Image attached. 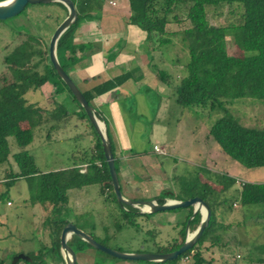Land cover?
Wrapping results in <instances>:
<instances>
[{
    "label": "trees",
    "instance_id": "obj_1",
    "mask_svg": "<svg viewBox=\"0 0 264 264\" xmlns=\"http://www.w3.org/2000/svg\"><path fill=\"white\" fill-rule=\"evenodd\" d=\"M2 1L4 0H0ZM70 1L74 5L77 19L60 35L56 44V58L67 75L69 70L80 61L77 52L84 54L85 51L91 50L89 45L76 46L72 43L76 29L83 22L99 19L107 0ZM126 1L129 12L127 21L145 33L144 41L148 45V50L162 51L164 47L173 45V38L178 37L187 53L186 62L181 64L185 75L169 91L174 103L192 114L215 115L208 129L207 138L218 145L222 154L240 166L246 169L264 168V128L243 126L229 110L230 106L241 99L249 98L255 100L253 102H264V0ZM225 7L238 15L237 20L226 25L211 24L208 11L217 12ZM21 14L31 23L34 32H23L10 27L9 30L16 37L10 50L3 57V63L11 71L12 77L3 79L0 85V166L8 163L10 154L8 137L13 138L19 149L11 155L18 171L8 169L4 180L27 181L30 190L29 202L44 208L51 206L52 212L67 205L69 190H81L96 185L104 203L107 206L113 204L118 207L123 224L138 227L136 219H148L152 214L139 213L137 209L116 201L100 140L84 110L57 76L49 61V39L67 15L65 6L59 2L27 4L17 16ZM4 21L6 20L0 22ZM228 40L241 52L240 56L228 54ZM112 55L110 53L109 56ZM150 59L153 60L152 57ZM172 63L180 65V59L175 57ZM152 67L151 74L154 79L165 86L169 85L172 75L155 65ZM134 73L135 69L124 72L87 90L77 88L92 106L94 97L108 93L129 79L135 80ZM45 85L50 86L53 101L51 110H45L36 103H29L24 98L27 92H36ZM67 94L78 108L77 111H68L61 101L55 100L58 96ZM94 114L104 123L118 178V163L107 125L99 111L94 109ZM72 116H76L78 121L87 123L92 128L94 133L92 144L87 149L77 151L70 156L71 163L66 168L38 170L34 157L26 150L33 141L35 129L44 124H49V128H54L56 125L66 126ZM213 183L231 186L235 183V179L225 174H218ZM198 188L200 189L181 188L182 195L169 192L153 198L161 204L165 199L184 201L197 197L207 205L210 211L208 225L196 243L175 259L158 263L138 261V264H178L184 260H189L190 264H212L213 260L204 256L202 248L206 242L212 248L222 244V237L218 231L230 227L218 221L219 209L243 212L250 207H259L258 212L256 210L252 213L257 212L260 216H264V182H242L239 193L227 199H220L218 191L211 184L201 183ZM120 191L122 193L121 186ZM6 194V191L0 194V201L6 199ZM139 199L132 198V200ZM6 201L9 204L8 200ZM235 204H238L239 208H233L236 207ZM180 210L185 211L183 219L175 224L176 234L164 245L156 243L157 231L154 228L146 230V233L152 237L154 246V250L148 253L166 254L176 251L185 240L186 229L190 232L196 230L201 219L200 214L197 212L192 217V207L173 211ZM44 220L43 230L47 239L40 241L36 250L24 253L31 262L19 260L15 264H48L46 259L48 254L55 258L56 263L64 264L59 237L63 226L69 221L64 218L49 217ZM119 227L120 225L117 228ZM80 230L108 248L104 241L95 239L91 233L83 229ZM67 244L75 255L85 249H94L75 235L69 238ZM111 249L121 251L116 248ZM252 252H257L258 255ZM134 253L147 252L140 248ZM261 255H264V243L252 244L245 261L248 264H264V257ZM0 264L9 263L0 258Z\"/></svg>",
    "mask_w": 264,
    "mask_h": 264
},
{
    "label": "rangeland",
    "instance_id": "obj_2",
    "mask_svg": "<svg viewBox=\"0 0 264 264\" xmlns=\"http://www.w3.org/2000/svg\"><path fill=\"white\" fill-rule=\"evenodd\" d=\"M112 1L116 6L107 5L108 11L120 8L122 3L126 6L125 0ZM237 18L238 15L232 13L227 7L217 12L208 11L209 22L215 25H226L234 22ZM10 27L23 32H34L31 23L25 19L23 14L0 22V85L3 79L12 77L11 71L3 63V57L10 50L16 37L9 30ZM172 44L164 47L162 51L152 52L148 50L145 41L142 42V45L136 42L137 51L142 52H137L138 55L140 54V59L145 55V60H147L146 67L142 68L145 72L141 85L143 90L147 89L148 94L143 97L142 94L141 96L134 93L136 110L135 107H132L130 113H126V117L119 121V125L125 123L126 128L132 131L129 133L132 141L138 139L141 132L144 133L145 151L148 153L141 155H144L143 157L146 159L153 156L152 159H155L154 164H157V169L167 174L169 165H174L175 177L168 178V188L161 190L158 195L169 192L182 195L181 193L186 187L199 190L198 187L201 183H208L218 191L220 199H227L239 193L242 182H264V168L246 169L240 166L222 154L218 145L207 138L208 129L215 119V115L192 114L174 103L169 91L185 75L181 64L185 63L188 57L178 37L173 38ZM96 51L93 44L91 50L85 51V55L93 54ZM227 52L232 56L241 55V52L229 40L227 41ZM111 54H113L111 58L108 59L109 55L107 54L100 63L111 68L112 71L119 72L127 65L137 64L135 54H130L128 58L125 57L126 60L122 59L124 55L118 56L115 51ZM150 57L153 58L152 61ZM175 57L180 59V65L172 63ZM153 65L172 75L169 85L158 83L156 79L150 80ZM105 70L101 73L102 77L106 76L109 71L112 72L110 69L105 68ZM77 86L83 90L80 84ZM110 93L98 96L97 103L105 101L108 103L107 95ZM24 98L29 103H36L45 110H51L53 106L49 85L43 86L36 92H27ZM55 100L61 101L68 111L78 110L68 94L58 96ZM253 101L255 100L249 98L238 100L229 107V110L243 126L264 128V102ZM91 104L94 103L91 102ZM156 107H158L157 110H155ZM105 123L109 128V123L107 124V121ZM93 136L92 128L87 123L78 121L76 116H72L66 126L56 125L54 128H49V124H44L35 129L33 141L26 147V150L34 157L35 165L40 171L66 167L71 163L70 156L77 151L87 149L92 144ZM157 142L160 146L167 145V148H164L165 154L157 156L154 152L149 155L153 144ZM7 143L10 153L8 163L0 166V194L5 191L7 193L6 199L0 201V258L5 259L9 264L14 256L36 250L40 241L47 239L43 230L46 217L50 219L64 218L79 229L91 233L95 239L104 241L108 248L120 249L122 252H134L140 248L147 253L152 252L154 250L152 237L146 233V230L154 228L157 231L155 241L160 245H164L176 234L177 230L174 226L183 219L184 210L158 212L150 215L148 219H136L138 227L127 226L120 220L118 207L113 204L107 206L104 203L96 185L87 186L83 190L81 189L82 191L69 190L67 193L68 203L60 210L57 208L52 212L51 206L44 208L39 204H32L29 202L30 190L27 181L23 179L4 180L5 172L8 169L14 172L18 171L11 155L19 149L12 137L7 138ZM136 149L135 152L139 151L138 146ZM128 154L126 156H130ZM117 166L119 168V165ZM218 174H225L235 179V183L231 186L214 184ZM137 175L135 177L138 180H136L138 183H142L138 184V190L129 192L124 183L126 175L119 174L120 186L124 195L130 193L131 197H146L158 187L155 186L154 180L149 182L152 175L149 168H142ZM129 176L131 178L132 174L129 173ZM235 206L233 208H237L238 204ZM256 210L258 212L260 208L250 207L243 212L225 211L223 208L218 210L220 213L218 221L225 225L228 224L230 227L218 231L222 237V244L212 248L206 242L202 248L204 256L213 260L212 264H248L245 257L249 254L251 245L264 243V216H260L257 212L252 213ZM118 225H120L119 228H117ZM193 232L188 230V233ZM85 250H91V254H95L97 262L100 264H124L125 262L138 264L133 261L114 259V257L94 249ZM80 253L78 252V261L81 259ZM252 253L258 255L257 252ZM261 256L264 257V255ZM46 259L48 264H61L56 263L55 258L50 254L46 256ZM178 264H190V262L184 260Z\"/></svg>",
    "mask_w": 264,
    "mask_h": 264
},
{
    "label": "crops",
    "instance_id": "obj_3",
    "mask_svg": "<svg viewBox=\"0 0 264 264\" xmlns=\"http://www.w3.org/2000/svg\"><path fill=\"white\" fill-rule=\"evenodd\" d=\"M125 4L126 6L124 3H122L120 8L108 11L106 9L107 5L113 7L116 6V4L112 0H107L99 19L86 21L79 25L73 35L72 43L76 46L89 45L91 47L94 44V47L97 49V51L89 55L77 52L76 55L80 57V61L69 70L68 75L76 86L77 84H80L83 90H87L97 83L114 78L124 72L135 69V80L129 79L119 87L109 91L111 93L110 95H107L108 103H106V101L97 103L98 96L94 97L92 99V103H94L92 106L95 110L99 111L104 120L107 121V124L109 123L108 132L114 147L115 158L117 159V163L119 165L118 170H120L119 172L121 174L126 175L124 181L126 190H129V192L132 190H138V184H141L142 182L139 180L140 183H138V178L135 176H138L137 174L138 172L140 173L142 168L147 167L151 171L152 175L150 176L149 182L154 180L156 184L155 186L158 187L150 192L148 196L141 197L139 199L149 200L155 198L159 192H161V190L168 188V178L171 179L172 177H175V168L173 164L169 165L167 168V174L157 169V164H154L155 159H152L153 156H151V158L149 157V159H146L143 157L144 155H141L147 152L145 151L144 133L141 132L140 135H138V139L132 141V139L129 137V133H132V131H130L129 128H126L125 123L119 125V121L126 117V113H130L132 107H135L134 109L136 110V100L134 93L140 95L142 94L143 97L144 95L148 94L147 89L143 90L141 85V82H143V73L145 72L144 69L142 70V68L146 67L147 60H145V55L141 56L140 59V54L138 55L137 52H142L139 50L137 51L136 49V42L142 45V42L145 39V33L138 27L128 23L127 17L129 12L127 1ZM113 51H115L118 56L124 55L122 57L123 60H126L124 58H128L130 54H135L137 64L135 63L132 66L127 65V67H124L122 71L119 70V72L117 70L112 71L111 68L101 64L100 61L104 56L107 54L110 55V53ZM109 58L111 57L109 56L108 59ZM105 68L110 69L112 72L109 71L106 76L102 77L101 73L106 71ZM139 77L141 79H138ZM150 78L151 81L154 79L152 74ZM95 104L97 105L95 106ZM157 109L158 107L155 108V110ZM154 145L158 146L165 154L164 148H167V145L160 146L158 142L153 144V146ZM136 146L139 148V151L137 152L134 151L137 150ZM127 153H129L128 155L130 156H126ZM152 153H154L153 149L152 151H149V155ZM164 154L156 153L157 156ZM172 159L175 160V158ZM55 169L57 168H54L53 170ZM119 172L118 179L120 174ZM128 172L132 174L131 178ZM166 176L168 177L166 178ZM130 195V193L128 195L123 194V196L128 199L134 198ZM90 251L91 250L80 251L81 253H79L81 255V259L79 261L77 253L76 264H100L97 262L95 254H91ZM124 264L128 263L125 262Z\"/></svg>",
    "mask_w": 264,
    "mask_h": 264
},
{
    "label": "water",
    "instance_id": "obj_4",
    "mask_svg": "<svg viewBox=\"0 0 264 264\" xmlns=\"http://www.w3.org/2000/svg\"><path fill=\"white\" fill-rule=\"evenodd\" d=\"M59 2L63 4L67 10L66 17L62 22L55 28L53 31L49 43H48V57L49 61L55 70L57 76L62 80L66 85L78 105L84 110L90 124L93 126L99 140L101 143L103 156L106 161L108 172L111 180L112 190L115 195L116 201L119 204L130 206L138 210L139 213H148L155 214L158 212L173 211L179 208L192 207L193 213L192 217L198 212L201 216L198 227L193 233H188L186 229V236L183 244L176 250L171 253L166 254H156V253H134V252H122L118 250H113L107 248L99 243H97L91 236L78 229L75 225L68 222L66 223L60 233L59 237V246L60 253L64 264H76V255L71 247L68 246L67 241L72 235L77 236L80 240L86 242L92 248L97 249L105 254H108L111 257L124 260V261H133V262H165L168 260L175 259L177 256L183 252L192 248L196 241L201 236L203 230L207 227L210 211L207 205L197 197H193L184 201L176 200H164L163 203H158L157 200H132L124 197L120 191V186L116 171L114 168V158L111 151V145L108 137L106 136L105 126L102 121H99L95 114L94 108L88 104L86 99L81 94L80 90L77 88L75 83L71 78L63 71L60 67L58 60L56 58V44L60 35L71 26L77 19V14L74 8L73 3L70 0H4L0 2V21L7 20L19 15L27 4H47ZM102 123L103 130L100 129L98 123ZM205 210L203 214L200 208ZM190 235V236H188ZM19 260H24L31 262V259L24 254H18L13 257L10 264H15Z\"/></svg>",
    "mask_w": 264,
    "mask_h": 264
},
{
    "label": "built area",
    "instance_id": "obj_5",
    "mask_svg": "<svg viewBox=\"0 0 264 264\" xmlns=\"http://www.w3.org/2000/svg\"><path fill=\"white\" fill-rule=\"evenodd\" d=\"M153 151L158 153V154H164V152L156 145L153 146ZM83 170H84V168H83ZM83 170H82V172H83Z\"/></svg>",
    "mask_w": 264,
    "mask_h": 264
},
{
    "label": "bare ground",
    "instance_id": "obj_6",
    "mask_svg": "<svg viewBox=\"0 0 264 264\" xmlns=\"http://www.w3.org/2000/svg\"><path fill=\"white\" fill-rule=\"evenodd\" d=\"M98 124H99L100 129L103 130L102 123L99 122ZM200 209H201V212L204 214L205 213V210L202 207ZM188 236H190V235H188Z\"/></svg>",
    "mask_w": 264,
    "mask_h": 264
}]
</instances>
